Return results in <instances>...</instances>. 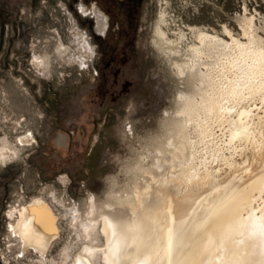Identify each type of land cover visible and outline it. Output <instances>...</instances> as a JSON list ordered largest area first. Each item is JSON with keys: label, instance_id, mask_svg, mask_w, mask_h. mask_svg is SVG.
Wrapping results in <instances>:
<instances>
[{"label": "bare ground", "instance_id": "obj_1", "mask_svg": "<svg viewBox=\"0 0 264 264\" xmlns=\"http://www.w3.org/2000/svg\"><path fill=\"white\" fill-rule=\"evenodd\" d=\"M157 2L151 43L176 81L179 130L155 146L140 141L138 158L124 166L132 185L117 187L110 178L106 199L89 192L70 201L65 173L55 179L60 190L43 183L27 196L21 186L3 212L4 261L5 249H14L31 264H264L262 24L244 6L236 32L225 22L175 25L168 0ZM92 11L105 32V14ZM58 32L29 45L34 67L49 72L53 59L71 61ZM72 35L91 56L77 27ZM32 139L28 133L12 144L1 136L0 165ZM62 220L74 236L62 237Z\"/></svg>", "mask_w": 264, "mask_h": 264}, {"label": "rangeland", "instance_id": "obj_2", "mask_svg": "<svg viewBox=\"0 0 264 264\" xmlns=\"http://www.w3.org/2000/svg\"><path fill=\"white\" fill-rule=\"evenodd\" d=\"M168 3L175 25L217 27L225 22L236 32L238 13L248 11L262 24L264 35V0ZM157 4V0H0V137L15 144L18 136H33L18 157L0 165V248L5 247L3 212L21 186L27 196L43 183L54 182L60 190L55 179L65 173L70 201L81 202L89 192L106 199L110 178L115 177L117 187L132 185L133 175L126 174L124 166L138 158L140 141L155 146L179 130L176 81L151 43ZM93 7L106 16L105 32L98 30ZM76 27L88 40L91 56L72 35ZM53 29L72 57L70 62L53 59L45 72L31 63L29 45L40 43ZM60 134L64 143H58ZM176 138L182 142L180 133ZM61 228L62 237L74 236L63 220ZM59 247H52L54 256ZM5 253L8 259L0 255V264H31L27 257H17L14 249Z\"/></svg>", "mask_w": 264, "mask_h": 264}, {"label": "snow or ice", "instance_id": "obj_3", "mask_svg": "<svg viewBox=\"0 0 264 264\" xmlns=\"http://www.w3.org/2000/svg\"><path fill=\"white\" fill-rule=\"evenodd\" d=\"M35 207H36V206H31L30 210L34 211V210H35ZM41 207L45 208V210H46V206H43V205H42ZM48 215H49V217H50V222H51L52 227H51V228H48V229H45V230H46V231H49V232L51 233V232H54V231H55V227H54L55 221H54V218H51V214H50V213H49ZM39 222H40V221L37 220V223H39Z\"/></svg>", "mask_w": 264, "mask_h": 264}, {"label": "flooded vegetation", "instance_id": "obj_4", "mask_svg": "<svg viewBox=\"0 0 264 264\" xmlns=\"http://www.w3.org/2000/svg\"><path fill=\"white\" fill-rule=\"evenodd\" d=\"M65 137L63 136V135H58V137H57V140H58V143H64L65 142Z\"/></svg>", "mask_w": 264, "mask_h": 264}]
</instances>
